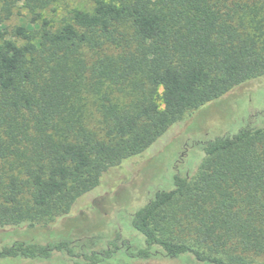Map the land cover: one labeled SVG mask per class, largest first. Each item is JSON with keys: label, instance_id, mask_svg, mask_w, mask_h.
I'll use <instances>...</instances> for the list:
<instances>
[{"label": "trees", "instance_id": "trees-1", "mask_svg": "<svg viewBox=\"0 0 264 264\" xmlns=\"http://www.w3.org/2000/svg\"><path fill=\"white\" fill-rule=\"evenodd\" d=\"M56 1L0 0L2 19L19 4L30 15L0 32L1 228L68 214L185 112L264 75V0H94L54 24L39 11ZM198 148L194 177L174 174L129 216L142 246L117 231L97 249L12 241L0 259L252 264L264 255V126ZM181 222L189 240L164 235Z\"/></svg>", "mask_w": 264, "mask_h": 264}, {"label": "rangeland", "instance_id": "rangeland-1", "mask_svg": "<svg viewBox=\"0 0 264 264\" xmlns=\"http://www.w3.org/2000/svg\"><path fill=\"white\" fill-rule=\"evenodd\" d=\"M106 1V0H105ZM94 0H57L39 11L42 18L54 24L68 18L73 9L90 11ZM0 32L6 39L11 30L27 24L30 15L17 5L12 15L2 19ZM158 104L161 107L160 101ZM246 125L264 126V75L236 87L203 107L189 110L142 155L125 161L119 168L108 172L101 186L92 194L78 200L65 215L37 223L33 227H0V247L12 241L44 243L66 238L74 243L85 241L102 246L106 239L120 231L121 238L142 246V237L129 225V216L143 206L158 189H171L174 174L194 177L203 161L198 143L217 136L231 135ZM168 238L190 239L188 226L181 222L167 227ZM134 240V241H133ZM0 264H72L60 253L48 260L0 259ZM130 264H207L192 257L178 259L156 258ZM252 264H264V255L254 258Z\"/></svg>", "mask_w": 264, "mask_h": 264}]
</instances>
